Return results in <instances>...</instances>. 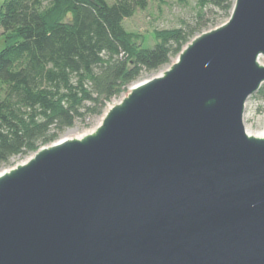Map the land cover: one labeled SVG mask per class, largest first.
Returning a JSON list of instances; mask_svg holds the SVG:
<instances>
[{"label":"water","instance_id":"95a60500","mask_svg":"<svg viewBox=\"0 0 264 264\" xmlns=\"http://www.w3.org/2000/svg\"><path fill=\"white\" fill-rule=\"evenodd\" d=\"M264 0L192 38L78 137L0 171V264H264Z\"/></svg>","mask_w":264,"mask_h":264},{"label":"trees","instance_id":"16d2710c","mask_svg":"<svg viewBox=\"0 0 264 264\" xmlns=\"http://www.w3.org/2000/svg\"><path fill=\"white\" fill-rule=\"evenodd\" d=\"M233 1L198 0L191 22L154 31L150 47L124 27L147 0H3L0 169L101 116L143 74L227 20ZM257 95L264 98L263 87Z\"/></svg>","mask_w":264,"mask_h":264},{"label":"rangeland","instance_id":"374dc122","mask_svg":"<svg viewBox=\"0 0 264 264\" xmlns=\"http://www.w3.org/2000/svg\"><path fill=\"white\" fill-rule=\"evenodd\" d=\"M106 1L108 4H112L114 2V0ZM147 1L148 7L145 10L136 11L131 18L126 19L124 21V27L128 32L134 34L138 38L143 39L146 45L150 47L155 44V39L153 37L154 31L177 28L182 26L186 22H191L196 11L198 10V0ZM2 2L3 0H0V7ZM225 21L221 22L220 24L224 23ZM1 32L2 30L0 28V50L4 48V37L3 35H1ZM176 58L177 56L171 58V63L175 61ZM167 67L168 66H165L156 72L145 73L135 83L150 79L151 77L158 75ZM130 86L123 94L120 95L119 98H116L111 103H109L104 109V111L112 103L119 102L122 97L127 94ZM262 87L264 88V84L262 85ZM102 115L88 120L85 126L81 125L80 123H77L73 128L66 130L61 138L78 137L84 133L92 131L100 123ZM244 126L247 133H249L250 135L259 137L264 136V98L259 97L257 93L249 97L245 104ZM30 156L31 155L26 157H13L10 159L9 165L2 167L0 171L12 168L16 164L24 162Z\"/></svg>","mask_w":264,"mask_h":264},{"label":"bare ground","instance_id":"6f19581e","mask_svg":"<svg viewBox=\"0 0 264 264\" xmlns=\"http://www.w3.org/2000/svg\"><path fill=\"white\" fill-rule=\"evenodd\" d=\"M249 134V133H248ZM250 135V134H249ZM69 138V137H68Z\"/></svg>","mask_w":264,"mask_h":264}]
</instances>
